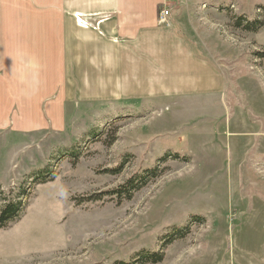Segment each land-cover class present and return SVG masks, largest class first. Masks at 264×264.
<instances>
[{"label": "rangeland", "instance_id": "374dc122", "mask_svg": "<svg viewBox=\"0 0 264 264\" xmlns=\"http://www.w3.org/2000/svg\"><path fill=\"white\" fill-rule=\"evenodd\" d=\"M184 4L167 0L169 25L224 90L66 103L48 72L34 96L52 98L0 127V212L23 207L0 229V264H264V25H238L263 19L264 0H193L176 25Z\"/></svg>", "mask_w": 264, "mask_h": 264}, {"label": "crops", "instance_id": "0c3cea01", "mask_svg": "<svg viewBox=\"0 0 264 264\" xmlns=\"http://www.w3.org/2000/svg\"><path fill=\"white\" fill-rule=\"evenodd\" d=\"M182 1L181 15L173 18L176 25L193 9V0ZM166 3L0 0V127L14 105L22 111L26 104L52 98L44 91L34 96V90L46 89L41 80L48 72L58 73L59 97L66 103L220 94L225 87L221 71L199 56L175 25L158 23Z\"/></svg>", "mask_w": 264, "mask_h": 264}, {"label": "trees", "instance_id": "16d2710c", "mask_svg": "<svg viewBox=\"0 0 264 264\" xmlns=\"http://www.w3.org/2000/svg\"><path fill=\"white\" fill-rule=\"evenodd\" d=\"M243 19L244 18L239 17L238 25H242L245 30L250 31V32H252V31L255 32V31L259 30L264 25V18L263 19L257 18V19L251 20V21H248V20L245 21ZM134 188H136V187L134 186ZM132 189L128 188L127 186H124V188L118 189V191L116 193L118 195H125V196L130 195L129 197H131ZM21 206H22L21 203L10 204V205L6 206L0 212V229L2 227H4L9 220H11L13 218H17L20 210H22V208H23V207L21 208ZM177 232L182 235V230H179ZM134 258L137 262L136 264H147V263L155 264V263H159L162 261L163 255H161L159 252L138 253V254H136V256H134ZM117 264H133V263L121 262V263H117Z\"/></svg>", "mask_w": 264, "mask_h": 264}, {"label": "built area", "instance_id": "2783aa9c", "mask_svg": "<svg viewBox=\"0 0 264 264\" xmlns=\"http://www.w3.org/2000/svg\"><path fill=\"white\" fill-rule=\"evenodd\" d=\"M170 11L167 5H164L159 12V22L164 25H169Z\"/></svg>", "mask_w": 264, "mask_h": 264}]
</instances>
